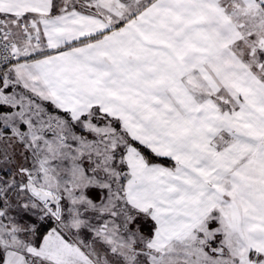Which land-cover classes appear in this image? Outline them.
I'll return each instance as SVG.
<instances>
[{"label": "snow or ice", "instance_id": "6c2138e0", "mask_svg": "<svg viewBox=\"0 0 264 264\" xmlns=\"http://www.w3.org/2000/svg\"><path fill=\"white\" fill-rule=\"evenodd\" d=\"M0 264H264V0H0Z\"/></svg>", "mask_w": 264, "mask_h": 264}]
</instances>
